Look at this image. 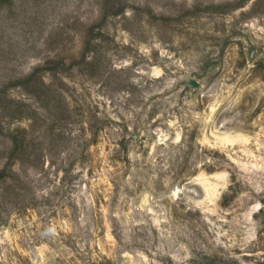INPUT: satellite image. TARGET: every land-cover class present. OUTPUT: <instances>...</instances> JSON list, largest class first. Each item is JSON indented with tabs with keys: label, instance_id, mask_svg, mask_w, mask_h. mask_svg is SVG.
<instances>
[{
	"label": "rangeland",
	"instance_id": "rangeland-1",
	"mask_svg": "<svg viewBox=\"0 0 264 264\" xmlns=\"http://www.w3.org/2000/svg\"><path fill=\"white\" fill-rule=\"evenodd\" d=\"M0 264H264V0H0Z\"/></svg>",
	"mask_w": 264,
	"mask_h": 264
},
{
	"label": "trees",
	"instance_id": "trees-1",
	"mask_svg": "<svg viewBox=\"0 0 264 264\" xmlns=\"http://www.w3.org/2000/svg\"><path fill=\"white\" fill-rule=\"evenodd\" d=\"M40 83V85H50L46 82L45 79H43V77L38 74V72H34L33 74H31L30 76H28L26 82H25V86H33V88ZM46 115L42 114V117H45ZM19 131L22 133V140H19ZM8 132L10 133V144L11 146H13V144H15V146L17 148H21L23 150H25L27 152L28 148L30 146L36 147V143L35 142H29L27 141V136L23 134L27 132V128L23 127L20 129H15V132L12 131L11 128H8ZM36 151L38 152V154L41 156L43 154V151H41V148L37 147ZM32 156V152L28 151V158L30 159Z\"/></svg>",
	"mask_w": 264,
	"mask_h": 264
}]
</instances>
